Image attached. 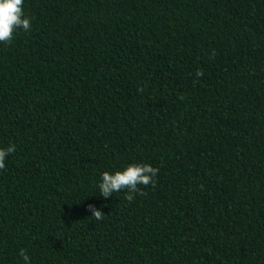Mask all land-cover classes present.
<instances>
[{"label": "trees", "instance_id": "16d2710c", "mask_svg": "<svg viewBox=\"0 0 264 264\" xmlns=\"http://www.w3.org/2000/svg\"><path fill=\"white\" fill-rule=\"evenodd\" d=\"M23 7L0 43V264H264V0ZM133 163L155 184L101 197Z\"/></svg>", "mask_w": 264, "mask_h": 264}, {"label": "clouds", "instance_id": "9594fccd", "mask_svg": "<svg viewBox=\"0 0 264 264\" xmlns=\"http://www.w3.org/2000/svg\"><path fill=\"white\" fill-rule=\"evenodd\" d=\"M23 5L24 0H0V43H11L18 30L25 32L31 30V18L25 14ZM196 75L199 77L202 73L198 71ZM15 151L16 146L14 144L0 148V170L6 169V160ZM158 172L159 169L150 164L133 163L121 170L103 172L96 186L100 196L104 199L112 196L113 193L125 191V199L132 202L136 195L144 194L138 186L154 185ZM88 210L92 214V219L96 221L104 219L105 214L96 206L89 205ZM19 257L23 264H31V257L26 250L21 249Z\"/></svg>", "mask_w": 264, "mask_h": 264}]
</instances>
